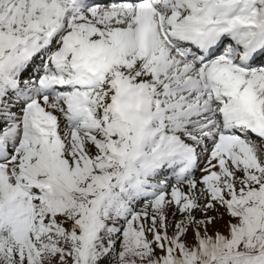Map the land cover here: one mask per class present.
I'll return each instance as SVG.
<instances>
[{"label": "snow or ice", "instance_id": "6c2138e0", "mask_svg": "<svg viewBox=\"0 0 264 264\" xmlns=\"http://www.w3.org/2000/svg\"><path fill=\"white\" fill-rule=\"evenodd\" d=\"M0 264H264V0H0Z\"/></svg>", "mask_w": 264, "mask_h": 264}]
</instances>
